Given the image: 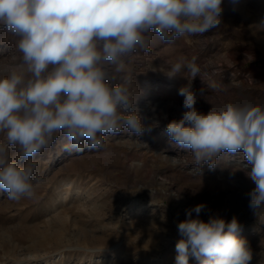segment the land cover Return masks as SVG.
<instances>
[{"label": "rangeland", "instance_id": "374dc122", "mask_svg": "<svg viewBox=\"0 0 264 264\" xmlns=\"http://www.w3.org/2000/svg\"><path fill=\"white\" fill-rule=\"evenodd\" d=\"M222 8L219 28L171 44L154 37L152 53L133 65L142 136L124 130L106 137L102 152L85 146L78 153L65 149L61 134L33 158L43 177L35 199L10 201L0 189V264H175L177 225L198 204L206 205L205 222L235 216L252 251L249 264H264V219L249 207L255 184L243 154L224 153L215 169L205 163L193 173L190 152L166 132L185 111L178 95L185 74L166 75L181 57H196L208 74L192 81L198 111L244 96L264 100V0H223ZM13 48L14 38L0 29V64L11 63ZM189 264L198 261L190 256Z\"/></svg>", "mask_w": 264, "mask_h": 264}, {"label": "clouds", "instance_id": "9594fccd", "mask_svg": "<svg viewBox=\"0 0 264 264\" xmlns=\"http://www.w3.org/2000/svg\"><path fill=\"white\" fill-rule=\"evenodd\" d=\"M222 3L0 0V29L14 38L11 63L0 64V189L6 198H36L43 177L36 174L33 158L61 134L69 141L65 149L78 153L85 146L102 152L105 138L124 130L142 136L145 117L134 107L140 91L133 65L152 53L154 37L171 44L219 28ZM181 73L188 80L178 90L185 111L168 123L169 140L190 152L193 173L205 163L215 169L224 153H242L250 166L246 175L255 184L249 207L264 219V100L244 96L202 113L195 107L192 81L197 76L206 80L208 74L196 57L179 58L166 75L171 79ZM20 157L26 158L23 165ZM205 207L196 205L187 212L189 219L177 225L181 239L175 264H189L190 256L198 264H249L252 251L238 235L242 226L237 218L212 216L205 222L199 218Z\"/></svg>", "mask_w": 264, "mask_h": 264}]
</instances>
